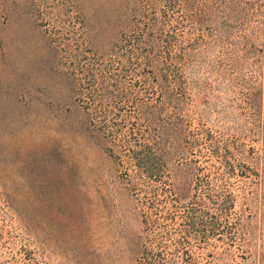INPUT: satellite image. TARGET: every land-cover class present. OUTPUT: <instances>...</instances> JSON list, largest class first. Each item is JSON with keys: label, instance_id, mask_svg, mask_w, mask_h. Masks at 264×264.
<instances>
[{"label": "rangeland", "instance_id": "rangeland-1", "mask_svg": "<svg viewBox=\"0 0 264 264\" xmlns=\"http://www.w3.org/2000/svg\"><path fill=\"white\" fill-rule=\"evenodd\" d=\"M79 81L88 120L158 137L183 202L198 163L226 180L170 264H264V0H0V264H139L142 206Z\"/></svg>", "mask_w": 264, "mask_h": 264}, {"label": "trees", "instance_id": "trees-1", "mask_svg": "<svg viewBox=\"0 0 264 264\" xmlns=\"http://www.w3.org/2000/svg\"><path fill=\"white\" fill-rule=\"evenodd\" d=\"M228 1L232 4L235 2V0ZM103 56H98L101 63ZM81 68L83 69V66ZM60 72L61 77L65 74L70 76L72 82L79 80L77 74H74L72 70H68L66 73L64 70H60ZM79 84L81 89L77 86L79 92L76 96L80 112L83 114L84 124L89 122L88 126L97 127L103 131L104 137L111 141L109 148L111 155L125 168L126 183L136 193L135 195H137L136 197L142 206L147 227V237L145 236L147 244L144 246L138 263L170 264L167 246L162 243L176 244L177 252L183 253L187 234L203 231V228L207 227L210 217H217L228 211L227 202L232 196L223 192L226 180L215 187L210 186L209 175L205 172V166H197L198 163L196 168L200 173L195 176V194L188 202H183L173 192L171 184L164 178L166 162L156 147L158 137L149 139L144 131H136L135 128L130 129L127 126L126 117L119 113L122 112V109H119L112 116L113 112L111 111H105L104 114L100 112L98 122L97 120L95 122L94 117L88 120L90 112L88 115L87 111L90 110L91 104L86 92L88 88L84 81H79ZM91 101L96 105L93 98ZM113 104H117V102L113 100L108 106ZM207 136L208 134L201 130L196 133L195 138L197 141H204L207 145ZM210 146L207 148L212 150ZM132 172L137 177L136 184L132 181ZM210 205H214L217 213H211Z\"/></svg>", "mask_w": 264, "mask_h": 264}]
</instances>
